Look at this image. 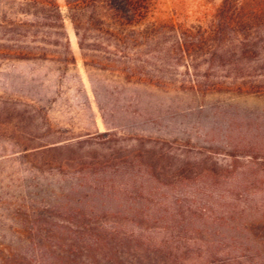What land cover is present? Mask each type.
<instances>
[{"label":"rangeland","instance_id":"1","mask_svg":"<svg viewBox=\"0 0 264 264\" xmlns=\"http://www.w3.org/2000/svg\"><path fill=\"white\" fill-rule=\"evenodd\" d=\"M148 1L120 27L66 0H0V264H45L83 214L264 253L262 64L240 76L234 49L176 47L173 25L198 39L223 0Z\"/></svg>","mask_w":264,"mask_h":264},{"label":"trees","instance_id":"2","mask_svg":"<svg viewBox=\"0 0 264 264\" xmlns=\"http://www.w3.org/2000/svg\"><path fill=\"white\" fill-rule=\"evenodd\" d=\"M66 1L83 13L91 11L101 22L105 14L112 26L120 27L139 24L149 10L148 0ZM216 18L214 27L198 39L188 30L173 25L176 47L185 53L186 49L206 45L205 56L210 60H224L234 49L238 65L242 64L236 67L240 76L260 70L251 67L255 59L264 71V0H223ZM111 35L119 40L117 33L111 32ZM217 42L223 43L221 48L215 46ZM249 68L255 71L247 74L245 70ZM107 216L111 219L88 214L81 215L85 219L78 223L72 221V216L66 219L73 227L67 226L63 234H73L64 236L57 255L45 264H264V253L259 249L237 246V240L232 237L218 239L210 233L203 236L202 227L167 221L164 227L160 226L167 232L158 236L153 230H147L151 226L130 228L127 215ZM140 218L136 215V220ZM153 220L156 227L159 219ZM139 223L142 225L143 221ZM259 223L264 225V221ZM248 226L246 230L255 227V223Z\"/></svg>","mask_w":264,"mask_h":264}]
</instances>
